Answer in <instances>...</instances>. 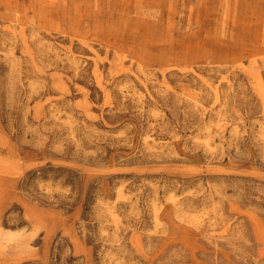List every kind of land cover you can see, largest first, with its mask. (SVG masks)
<instances>
[{
	"label": "rangeland",
	"instance_id": "374dc122",
	"mask_svg": "<svg viewBox=\"0 0 264 264\" xmlns=\"http://www.w3.org/2000/svg\"><path fill=\"white\" fill-rule=\"evenodd\" d=\"M0 264H264V0H0Z\"/></svg>",
	"mask_w": 264,
	"mask_h": 264
}]
</instances>
